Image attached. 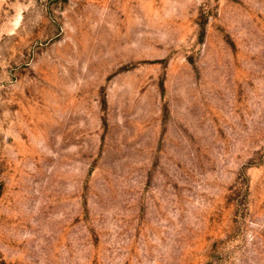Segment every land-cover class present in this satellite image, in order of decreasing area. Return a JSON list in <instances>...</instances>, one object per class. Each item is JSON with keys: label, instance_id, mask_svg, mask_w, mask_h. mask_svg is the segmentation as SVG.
Listing matches in <instances>:
<instances>
[{"label": "rangeland", "instance_id": "1", "mask_svg": "<svg viewBox=\"0 0 264 264\" xmlns=\"http://www.w3.org/2000/svg\"><path fill=\"white\" fill-rule=\"evenodd\" d=\"M0 264H264V0H0Z\"/></svg>", "mask_w": 264, "mask_h": 264}]
</instances>
